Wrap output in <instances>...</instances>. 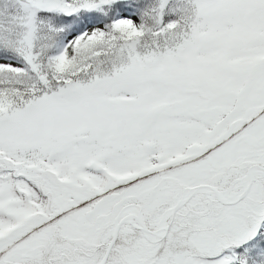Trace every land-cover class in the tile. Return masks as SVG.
<instances>
[{
    "label": "snow or ice",
    "instance_id": "obj_1",
    "mask_svg": "<svg viewBox=\"0 0 264 264\" xmlns=\"http://www.w3.org/2000/svg\"><path fill=\"white\" fill-rule=\"evenodd\" d=\"M0 264H264V0H0Z\"/></svg>",
    "mask_w": 264,
    "mask_h": 264
}]
</instances>
